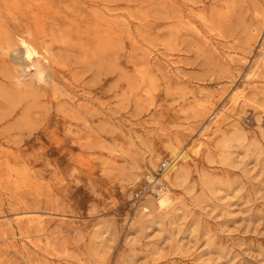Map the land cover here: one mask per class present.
Here are the masks:
<instances>
[{
    "label": "rangeland",
    "instance_id": "1",
    "mask_svg": "<svg viewBox=\"0 0 264 264\" xmlns=\"http://www.w3.org/2000/svg\"><path fill=\"white\" fill-rule=\"evenodd\" d=\"M0 264H264V0H0Z\"/></svg>",
    "mask_w": 264,
    "mask_h": 264
},
{
    "label": "bare ground",
    "instance_id": "2",
    "mask_svg": "<svg viewBox=\"0 0 264 264\" xmlns=\"http://www.w3.org/2000/svg\"><path fill=\"white\" fill-rule=\"evenodd\" d=\"M21 48V57L23 58V60L20 61L21 64L33 70L32 76L36 80L42 81V79H44V70L40 64V54L25 40H21ZM221 117V111L215 113L212 120L202 127L200 133L201 137H207L211 126L218 125ZM200 143L201 139L198 140L197 145ZM171 154L174 159L170 161V168L163 172L160 179H154L153 182L155 185L152 188L153 192L147 193L141 200L136 201L135 207L139 215L149 213L151 210H156L158 213H165L171 209H176L177 203H181V200L175 197L174 191H176L177 184L183 183L189 178L187 169L182 165V163L186 161L188 155L181 150L176 151L174 149L171 150Z\"/></svg>",
    "mask_w": 264,
    "mask_h": 264
},
{
    "label": "built area",
    "instance_id": "3",
    "mask_svg": "<svg viewBox=\"0 0 264 264\" xmlns=\"http://www.w3.org/2000/svg\"><path fill=\"white\" fill-rule=\"evenodd\" d=\"M170 161L171 160H165L163 162H160L159 167H158V172H157L158 177H151L149 179V176H147V180H146L145 184L135 194V197H136L137 200L141 199L145 194L153 192L152 188L155 185L154 182H153L154 179H160L161 175L163 174V172L167 171L170 168Z\"/></svg>",
    "mask_w": 264,
    "mask_h": 264
}]
</instances>
